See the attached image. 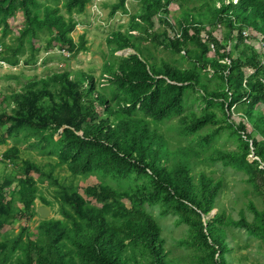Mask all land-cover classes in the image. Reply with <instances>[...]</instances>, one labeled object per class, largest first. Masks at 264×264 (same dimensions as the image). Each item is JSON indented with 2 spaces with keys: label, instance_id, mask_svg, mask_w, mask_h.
<instances>
[{
  "label": "trees",
  "instance_id": "1",
  "mask_svg": "<svg viewBox=\"0 0 264 264\" xmlns=\"http://www.w3.org/2000/svg\"><path fill=\"white\" fill-rule=\"evenodd\" d=\"M138 1L141 8L127 31L108 37L115 58L104 65L99 83L83 71L55 73L27 82L0 103V128L6 127L0 147L23 132L63 129L60 139L43 149L57 155L72 176L96 180L67 183L54 169L46 172L24 160L17 146L6 150L0 166H21L0 174V264H231L227 226L264 241V0ZM60 2L0 0L3 36L14 32L17 41L3 44L0 60L19 66L26 44L33 60L44 34L50 58L54 49L73 58L87 51L85 36L77 43L73 33L75 15H83L92 0H64L62 7ZM174 4L177 16L170 8ZM118 11L129 14L127 0H118L111 16ZM18 13L24 23L13 30L10 20ZM144 40L169 51L173 61L153 56ZM248 41H258V47ZM127 49L135 53L115 56ZM181 59L191 66L185 68ZM190 89L219 110L184 114ZM175 118L182 134L193 136L187 146L162 131L161 125ZM224 131L238 150L215 146ZM209 161L247 176L263 204L259 209L249 202L251 222L243 211L235 219L219 207L225 181L208 170ZM133 176L141 183L130 185ZM43 180L56 187V202L43 196ZM39 198L52 209L58 204L61 218L41 219L35 232L27 225L10 237L8 226L39 216ZM146 203L188 226V237L180 240L191 252L188 257L174 256L166 247Z\"/></svg>",
  "mask_w": 264,
  "mask_h": 264
},
{
  "label": "rangeland",
  "instance_id": "2",
  "mask_svg": "<svg viewBox=\"0 0 264 264\" xmlns=\"http://www.w3.org/2000/svg\"><path fill=\"white\" fill-rule=\"evenodd\" d=\"M50 4H54L49 1ZM64 0H61L60 6L62 7ZM118 3V0H92L88 5L86 12L83 15H75V19L78 22L76 31L73 33L74 40L78 43L82 36H85L87 51L80 52L76 57L59 55L58 49H54L50 52L53 54L50 58L49 54L44 51L45 39L48 34L42 36V42L38 45L40 51L36 54L35 58L31 59V51L29 44H26L25 51L20 55L21 63L17 67H11L7 63L6 66L0 67V103L4 97L11 96L14 92H18L21 88L30 81L46 79L54 75L55 73H63L65 71H83L94 75L96 81L99 83L101 76L104 73V65L108 61L114 60L112 56L111 46L108 43V37L114 32H126L130 26L132 15L140 10L141 5L138 0H127L129 14L122 11H118L114 16H111L113 5ZM171 11L178 15V7L174 4L171 7ZM65 12V10L63 11ZM24 23V17L22 13H18L16 17L10 20V25L15 28H19ZM157 29H160L157 24ZM224 34V29L220 35ZM136 35H139L136 33ZM16 36L14 32L9 33L6 37L3 36L2 28H0V48L5 50L3 44L8 46L17 45L15 40ZM258 41H248L247 45L251 48L258 47ZM143 46L149 48V52L156 58H166L173 61V56L170 52L163 48H155L148 41H142ZM244 46L240 47L242 51ZM0 49V53L1 50ZM135 52L127 49L125 51L116 52L115 56H129ZM235 50V55H237ZM180 60L179 56H175ZM28 61V63H26ZM180 63L189 68L191 64L181 59ZM14 104L7 106L6 111L11 112ZM203 110H219L216 106L207 105L201 97L196 95L191 89L188 92V96L185 104L184 114L201 113ZM3 112V110L1 111ZM220 112V111H219ZM178 118L172 119L161 125L162 131L171 139V141L181 144L183 146L188 145V141L193 138H186L182 134L181 127L178 123ZM6 127L0 128V137L5 133ZM252 129L250 128V132ZM63 129L56 132L54 129H47L41 132L39 135L33 133L24 132L16 137H9L7 145L0 147V156L8 149L17 146L22 151V157L24 160H31L35 163H39L45 167V171L49 172L54 169V176L60 180H64L67 183L74 181L75 185H86L96 181L94 176L81 178L74 177L68 171L66 165L60 166V159L57 155L48 154L43 147L49 145V140H59ZM207 132L206 130L203 131ZM218 148L236 151L238 150L237 141L230 136L228 131H224L214 142ZM250 162H253L252 156L249 157ZM209 171L214 170L217 177H222L225 181L224 192L219 199V207L225 209L228 214H231L235 219L240 218V212L245 213L246 218L251 222L253 219L252 212L248 209L249 202H254L259 209H263L261 198L257 197L252 190V187L247 183V176L241 172L232 168H225L220 162L213 163L207 162ZM21 165H19L20 167ZM7 166H0V174L8 175L18 170V166L10 164ZM17 172V171H16ZM36 180L39 179L38 175H34ZM108 181L118 187L117 183L110 177ZM130 185H136L135 183H141V180H136L135 176L129 180ZM16 185V184H15ZM12 186V190L15 188ZM39 186L43 196L53 202H56V187L49 183L47 180L39 181ZM127 205L131 202L124 199ZM37 211L40 207H48L43 205L42 200L39 198L36 201ZM50 208V207H49ZM145 208L150 212L154 218L159 222L163 230V237L166 240V247L177 257H188L191 252L189 249L180 245V240L188 237V226L179 223L174 216H164L159 205L145 204ZM51 209V213L48 219L61 218L58 212V204L54 209ZM216 212V211H215ZM214 215V214H213ZM41 219L40 214L36 215L32 220L25 219L22 221H16L12 226L7 227V231L10 237H14L21 232L23 226H29L31 232H35ZM228 241L233 248L232 254H230L231 264H264V241L250 235L246 230L235 227L232 225L227 226Z\"/></svg>",
  "mask_w": 264,
  "mask_h": 264
},
{
  "label": "water",
  "instance_id": "3",
  "mask_svg": "<svg viewBox=\"0 0 264 264\" xmlns=\"http://www.w3.org/2000/svg\"><path fill=\"white\" fill-rule=\"evenodd\" d=\"M38 213L43 219H48L51 213V209L49 207H40L38 209Z\"/></svg>",
  "mask_w": 264,
  "mask_h": 264
},
{
  "label": "built area",
  "instance_id": "4",
  "mask_svg": "<svg viewBox=\"0 0 264 264\" xmlns=\"http://www.w3.org/2000/svg\"><path fill=\"white\" fill-rule=\"evenodd\" d=\"M245 36H248V32H244ZM1 49V48H0ZM66 56H70L67 52L65 53ZM7 64L4 61L0 60V67L6 66Z\"/></svg>",
  "mask_w": 264,
  "mask_h": 264
}]
</instances>
